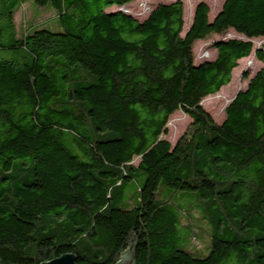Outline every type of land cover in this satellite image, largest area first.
I'll list each match as a JSON object with an SVG mask.
<instances>
[{
	"label": "trees",
	"instance_id": "16d2710c",
	"mask_svg": "<svg viewBox=\"0 0 264 264\" xmlns=\"http://www.w3.org/2000/svg\"><path fill=\"white\" fill-rule=\"evenodd\" d=\"M132 1L31 0L55 20L19 32L25 0H0V264H116L131 240L134 264H264V69L220 124L201 105L264 38V0L213 20L199 3L185 32L180 0L142 21ZM229 30L245 40L196 65L193 45Z\"/></svg>",
	"mask_w": 264,
	"mask_h": 264
},
{
	"label": "rangeland",
	"instance_id": "374dc122",
	"mask_svg": "<svg viewBox=\"0 0 264 264\" xmlns=\"http://www.w3.org/2000/svg\"><path fill=\"white\" fill-rule=\"evenodd\" d=\"M176 0H133L129 5L125 6L123 10L127 11L135 19L144 20L149 12L159 4H168ZM183 3L184 10V32L189 29L194 10L197 4L205 3L209 9V20L219 13L225 0H180ZM110 10H117L111 8ZM55 20L53 11L43 8H35L31 0H25L24 5L17 11L15 15V24L18 31L27 30L29 28L51 27ZM52 28V27H51ZM242 39V36L229 30L227 33L197 41L193 45L194 63L198 65L204 61H211L215 57V51L212 44L221 40ZM253 50L249 57L238 61V66L232 71L230 83L221 88L216 94L210 95L202 100L201 105L203 109L211 116L215 123L220 124L225 118V108L239 92L245 89L249 79H251L259 70L264 69V64L257 59L255 51L260 49L264 44V38L252 39ZM191 120L188 116L181 112L174 113L168 122V134L166 139L172 146L185 133ZM133 190H128L127 196L133 195ZM186 204V202H182ZM185 233V234H184ZM187 236L186 232H181L180 235ZM197 248L202 249L205 243L203 240H197ZM194 243V242H193Z\"/></svg>",
	"mask_w": 264,
	"mask_h": 264
},
{
	"label": "water",
	"instance_id": "95a60500",
	"mask_svg": "<svg viewBox=\"0 0 264 264\" xmlns=\"http://www.w3.org/2000/svg\"><path fill=\"white\" fill-rule=\"evenodd\" d=\"M134 247H135L134 241L131 240L127 251L116 264H134V260H135ZM41 264H78V262L75 254L68 253L53 260L43 262Z\"/></svg>",
	"mask_w": 264,
	"mask_h": 264
}]
</instances>
